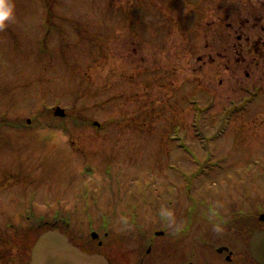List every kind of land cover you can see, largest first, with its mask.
Masks as SVG:
<instances>
[{
	"label": "rangeland",
	"instance_id": "rangeland-1",
	"mask_svg": "<svg viewBox=\"0 0 264 264\" xmlns=\"http://www.w3.org/2000/svg\"><path fill=\"white\" fill-rule=\"evenodd\" d=\"M44 1L10 0L0 28L9 234L59 212L101 240L112 204L166 201L170 180L171 201H264V0H52L51 31Z\"/></svg>",
	"mask_w": 264,
	"mask_h": 264
},
{
	"label": "flooded vegetation",
	"instance_id": "flooded-vegetation-1",
	"mask_svg": "<svg viewBox=\"0 0 264 264\" xmlns=\"http://www.w3.org/2000/svg\"><path fill=\"white\" fill-rule=\"evenodd\" d=\"M263 17L251 16L254 21L251 29H256V23L262 22ZM237 39L236 51L241 56L243 35ZM209 59L213 60L211 56ZM235 61L241 62V59ZM208 172V165L200 170L203 174ZM215 188L202 191L199 199L188 192V198L194 201L184 202L179 195L183 192H173L171 201L170 180L165 191L166 201H159L155 186L157 201L112 204L114 207L103 216V239L90 235L91 240L79 245L67 230L68 220L59 212L54 213L52 220L39 217L34 238L29 228L21 234H9V226L13 224H9L7 162L6 168L0 169V264H30L35 242L50 229L67 235L83 252L102 255L108 264H264V235L257 240L258 234L264 232V201H244L240 192L228 194L224 200L221 187ZM115 206L121 210L117 215ZM113 219L122 222L114 235L108 230ZM150 222L154 225L147 226Z\"/></svg>",
	"mask_w": 264,
	"mask_h": 264
},
{
	"label": "water",
	"instance_id": "water-1",
	"mask_svg": "<svg viewBox=\"0 0 264 264\" xmlns=\"http://www.w3.org/2000/svg\"><path fill=\"white\" fill-rule=\"evenodd\" d=\"M55 116L63 117L64 109L57 106L54 110ZM264 235L258 234L257 240ZM92 236L97 237L93 232ZM30 264H108L99 254L89 255L72 245L68 237L60 231L48 230L40 235L32 249V260Z\"/></svg>",
	"mask_w": 264,
	"mask_h": 264
},
{
	"label": "clouds",
	"instance_id": "clouds-1",
	"mask_svg": "<svg viewBox=\"0 0 264 264\" xmlns=\"http://www.w3.org/2000/svg\"><path fill=\"white\" fill-rule=\"evenodd\" d=\"M14 16L15 5L10 0H0V28L5 27Z\"/></svg>",
	"mask_w": 264,
	"mask_h": 264
},
{
	"label": "trees",
	"instance_id": "trees-1",
	"mask_svg": "<svg viewBox=\"0 0 264 264\" xmlns=\"http://www.w3.org/2000/svg\"><path fill=\"white\" fill-rule=\"evenodd\" d=\"M141 2L143 4L144 1L142 0ZM44 3H45V6H46V10H47L48 24L51 26V27H48V31H51L52 26H53L52 16H53V13H54V6L52 4V0H45Z\"/></svg>",
	"mask_w": 264,
	"mask_h": 264
}]
</instances>
